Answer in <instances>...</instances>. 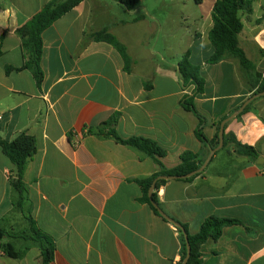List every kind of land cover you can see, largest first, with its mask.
<instances>
[{"label":"crops","instance_id":"0c3cea01","mask_svg":"<svg viewBox=\"0 0 264 264\" xmlns=\"http://www.w3.org/2000/svg\"><path fill=\"white\" fill-rule=\"evenodd\" d=\"M49 1L0 0V139L10 142L21 133L35 139L24 182L32 219L55 243L51 264H176L179 232L141 201L137 183L158 166L99 129L117 115L116 134L156 142L166 152L160 159L165 169L176 167L185 152L205 160L216 125L253 95L257 75L264 76V0H251V12H239L237 43L254 66L251 73L233 56L207 64L216 0H141L131 10L111 0L81 1L42 33L39 87L28 70L6 74L5 68L24 64L15 31ZM103 29L125 47L128 72L110 45L91 38ZM184 55L204 80L193 103L208 143L195 135L197 116L181 107L194 92L178 72ZM250 104L225 124L224 134L254 148L257 158L228 145L193 180H169L156 191L163 214L190 235L210 216L241 223L206 241L200 264H264V96ZM12 170L0 148V227L28 228L16 207ZM2 244L9 253L0 252V264H42L33 242ZM18 251H24L20 258Z\"/></svg>","mask_w":264,"mask_h":264},{"label":"trees","instance_id":"16d2710c","mask_svg":"<svg viewBox=\"0 0 264 264\" xmlns=\"http://www.w3.org/2000/svg\"><path fill=\"white\" fill-rule=\"evenodd\" d=\"M84 0H51L37 14H35L28 22L17 28L15 33L21 42V47L24 51L25 62L20 68L6 67L5 73L9 74L13 71L28 70L36 85L40 87L43 81V73L41 70V57L43 50L42 33L49 28L54 22L59 20L64 14L69 12L73 7ZM112 2L122 6L126 10H131L136 7L141 0H111ZM198 3V0H195ZM251 0H216L212 12L211 21L212 27L208 32V40L212 46L213 53L207 59V64L214 65L222 61L226 56L235 57L241 68L247 73L254 71V66L245 57L243 51L238 47L237 37L242 30V24L239 19V12H251ZM264 18V11L263 16ZM91 38L96 42H103L110 45L121 57L123 61V70L128 72L131 61L127 55L125 47L116 40L115 37L107 33L105 29L91 35ZM178 72L182 81L183 87L190 85L194 86L192 96L185 97L181 102V107L188 112L197 116L199 123L195 131L196 137L203 143H208L202 134L203 119L196 113L193 98L204 90V80L200 76L199 68L192 65L186 55L178 63ZM259 80L256 91L253 94L264 92V76L257 75ZM251 109V104L247 105L242 114ZM118 121V116L113 115L107 121L101 124L99 133L113 139L116 143L130 146L153 159L158 166V170L150 177L139 180L137 183L141 187V201L146 203L151 210L158 216L157 210L150 204L148 198V190L152 182L161 176L175 177L177 181H191L201 173L195 174L189 178H182L201 167L204 160L199 159L197 155L192 153H183L180 155L179 164L172 169H165L160 162V159L166 155V152L154 141L146 138L133 137L129 139H121L115 132L114 128ZM220 122L216 125V133L214 139L210 142L212 147L218 145V132ZM105 131V132H104ZM104 133V134H103ZM232 145L236 154L251 158H257V152L254 148L242 145L235 140L233 135H223V148ZM0 148L3 154L9 159L13 166L11 185L17 193L16 207L19 209L22 217L27 221L28 228L25 233H8L0 231V252L9 253V249L1 244L2 237L7 239H19L23 241H31L38 247L42 264H51L54 259L55 243L54 240L42 232L36 226L35 221L31 217V205L28 198V187L24 182V176L29 162L32 160L36 152V142L32 136L25 133L19 134L10 142L0 139ZM169 180H159L155 185V190L152 193V200L157 207L158 198L156 195L157 189ZM162 217V216H161ZM163 218V217H162ZM164 219V218H163ZM177 223V222H176ZM179 224V223H177ZM186 234V238L182 232H179L180 242V258L176 264H181L186 256V246L188 244L190 253L186 264H200L202 256L200 247L208 240L217 241L222 234L224 227L241 225L237 220L221 219L210 216L201 224L198 232L195 235H190L184 225L179 224ZM24 251L16 252L17 257L23 256Z\"/></svg>","mask_w":264,"mask_h":264},{"label":"water","instance_id":"95a60500","mask_svg":"<svg viewBox=\"0 0 264 264\" xmlns=\"http://www.w3.org/2000/svg\"><path fill=\"white\" fill-rule=\"evenodd\" d=\"M262 96H264V92H260V93L253 94L231 116H229L228 118L224 119L220 123L219 132H218V145L215 148H213V149L210 150L209 155L206 157V159L204 160L203 164L201 165V167L199 169H197L196 171H194V172H192V173H190V174H188V175H186V176H184L182 178L192 177L195 174L201 173L205 169V167L209 164V162H210L212 156L214 155V153L216 151L222 149V147H223V135H224V126H225V124L228 121L236 118L239 114H241L243 112V110L245 109V107L247 105H249L254 99H257V98L262 97ZM257 163L258 164H262L263 163V159L262 158H258ZM174 179H175V177H171V176L170 177H168V176H161V177L156 178L152 182V184H151V186H150V188L148 190V198H149L150 204L157 210V212L159 213V215L162 216L165 220H167L170 223H172L176 228H178L182 232V234L184 235V237L186 238V234H185L184 230L182 229V227L179 224H177L175 221H173L170 218H168L165 214H163V212L160 210V208L157 207L155 205V203L153 202V200H152V193L155 190V185H156L157 181H159V180H174ZM186 251H187L186 252V256H185L184 260L181 262V264H186L187 261H188L189 253H190V249H189L188 244L186 246Z\"/></svg>","mask_w":264,"mask_h":264},{"label":"rangeland","instance_id":"374dc122","mask_svg":"<svg viewBox=\"0 0 264 264\" xmlns=\"http://www.w3.org/2000/svg\"><path fill=\"white\" fill-rule=\"evenodd\" d=\"M152 0H147V3H150ZM193 6V1H191L190 3H188V7H192ZM124 11L126 12V10L124 9ZM1 230H3V231H6V232H8V233H14L15 231H17V233H25V232H27L28 230H27V228L25 227H17L15 230H13V229H11V230H8V229H5V228H3L2 229V227H0V231ZM7 240V238L6 237H2V239H1V244H2V241H6Z\"/></svg>","mask_w":264,"mask_h":264},{"label":"built area","instance_id":"2783aa9c","mask_svg":"<svg viewBox=\"0 0 264 264\" xmlns=\"http://www.w3.org/2000/svg\"><path fill=\"white\" fill-rule=\"evenodd\" d=\"M74 146H75V147H77V146H78V143H77V142H75V143H74Z\"/></svg>","mask_w":264,"mask_h":264}]
</instances>
